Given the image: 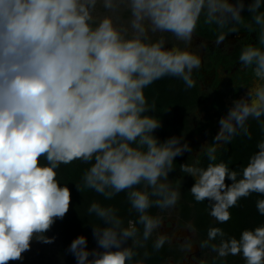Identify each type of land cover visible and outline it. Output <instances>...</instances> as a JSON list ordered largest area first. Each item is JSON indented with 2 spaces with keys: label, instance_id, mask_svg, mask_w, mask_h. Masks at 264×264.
I'll return each instance as SVG.
<instances>
[{
  "label": "clouds",
  "instance_id": "clouds-1",
  "mask_svg": "<svg viewBox=\"0 0 264 264\" xmlns=\"http://www.w3.org/2000/svg\"><path fill=\"white\" fill-rule=\"evenodd\" d=\"M201 26L214 31L217 46L247 34L237 57L246 91L219 118L212 142L170 179L175 158L193 150L184 136L154 135L161 121L149 115L157 106L145 89L165 77L196 86ZM250 121L264 133V0H0V264L22 261L32 241L53 242L45 233L71 202L59 170L74 161L87 165L78 191L104 201L124 193L135 214L126 219L92 200L85 212L98 221L90 223L96 247L75 237L67 251L76 264H147L172 242L150 210L175 208L185 176L215 225L254 193L264 216V136L238 168L217 155L236 136L252 138ZM215 225L195 246L211 254L201 264H227L229 256L264 264V222L238 237ZM181 250L192 253L191 238Z\"/></svg>",
  "mask_w": 264,
  "mask_h": 264
},
{
  "label": "trees",
  "instance_id": "trees-1",
  "mask_svg": "<svg viewBox=\"0 0 264 264\" xmlns=\"http://www.w3.org/2000/svg\"><path fill=\"white\" fill-rule=\"evenodd\" d=\"M197 33L200 35H206L207 33L215 34L212 29L206 26L198 28ZM145 95L149 99V102L153 100L156 102L157 112L149 113V115H155L161 121V127L154 131V135L161 141L173 135L184 136L185 140L186 138L201 133L203 129L212 131L213 116L221 117L223 115V102L218 99L205 109H215V114L207 119L208 121L211 119L209 124L203 125V122L198 120L196 122L197 128H194V124L192 123L196 118V110L201 105L207 106L205 100L201 99L200 88L197 83L195 87L187 89L183 81L165 77L145 89ZM249 123L252 133L251 139L243 136H236L230 143H223L217 153L218 159L229 162V166L232 168H238L246 164L248 157L256 150V142L264 136V133H262L259 125L255 121H250ZM189 155L193 154L186 152L182 156L175 158V167L177 169L169 174L170 179L180 177L179 164L186 160L190 161L192 157ZM86 167L87 165L81 164L79 161H74L69 165H61L59 170V178L62 179V182L68 183L71 192V202L69 210L64 218L57 219L45 235H49L58 240L59 246L57 247L56 255L58 258L57 261L60 264H76L74 256L69 253L67 249L71 241L78 235H84L87 238V247L89 249L96 247L90 223L95 224L98 223V221H96L95 217L87 216L85 212L92 200H99L102 203H111L120 209L121 214L124 215L126 219L135 218L134 213L131 216L128 215L129 205L125 200L124 193L119 194L112 201H104L103 197L91 190L78 191L76 189L75 185L80 183V177ZM192 183L193 180L191 177L185 176L183 178L181 187L182 195L177 204V221L180 227H195L198 244L199 240L205 237L206 229L209 225H215V221L206 211V202L197 203L192 198L188 191ZM226 183L230 182L226 180ZM258 198L260 197L254 193L248 198L241 199L238 202V206L230 209L232 218L225 224L215 226L222 227L227 233L236 235L237 237L242 229L258 226L260 223L264 222V216L258 213L255 206V201ZM150 211L162 217L163 211L161 212L155 208ZM153 238H155V236ZM148 250L151 252V241L149 242ZM201 252L203 255L207 256V258H210L211 254H209L207 250H201ZM180 254L181 250L177 248V246L166 244L158 253L152 254L147 264H164L169 258L174 256H177L178 259ZM22 256V261H9L8 264H48L45 263V261L40 262L38 259H35V257L29 258L25 253H22ZM227 264H244V261L241 256H229L227 257Z\"/></svg>",
  "mask_w": 264,
  "mask_h": 264
},
{
  "label": "flooded vegetation",
  "instance_id": "flooded-vegetation-1",
  "mask_svg": "<svg viewBox=\"0 0 264 264\" xmlns=\"http://www.w3.org/2000/svg\"><path fill=\"white\" fill-rule=\"evenodd\" d=\"M243 14H248L246 9ZM254 35L255 34H253V38ZM246 36L247 34L244 31L238 34H229L226 41L219 46L215 44V34L207 33L206 35H200L197 33L194 36L193 47L199 46L198 50L201 56V67L199 70L194 71L193 78L200 88L201 99L205 100L207 103V106L201 105L196 110V113L200 115V122H203V125L209 124L211 119L209 121L207 119L215 114V109L205 110L208 106H211L213 102L218 99L221 100L223 102L222 113L225 114L231 101L235 99V97L238 98L243 95L246 91V89L239 87L240 84L247 83V77L237 62L240 43ZM219 118L220 117L213 116L212 131L203 129L201 133L195 135L196 137L206 136L205 141L200 142V146L212 142L213 137L219 129ZM193 126L197 128V124ZM199 149H197V153L194 154V156L198 154ZM163 221L165 222L166 220ZM169 229L172 234H177L178 237L176 241L171 239L172 242L170 244L177 246V248L181 250L182 242L186 238H191L193 242V251L192 253H185L181 250L178 259L177 256H174L169 258L164 264H201L202 259L204 257L205 259L207 258V256L202 254L200 249L195 247L197 244V236L190 231L188 226L180 227L176 218V220L169 224Z\"/></svg>",
  "mask_w": 264,
  "mask_h": 264
},
{
  "label": "rangeland",
  "instance_id": "rangeland-1",
  "mask_svg": "<svg viewBox=\"0 0 264 264\" xmlns=\"http://www.w3.org/2000/svg\"><path fill=\"white\" fill-rule=\"evenodd\" d=\"M200 120V115L196 113V118L193 120L192 124H196V122ZM205 137L206 136H200V137H196V136H192L190 138H186L185 140H187V142H189L191 148H192V153L191 154H196L197 153V149L200 148V142H204L205 141ZM177 213H178V208L177 206L173 209L170 210H165L162 213V219L166 220L163 225H162V233L169 236L171 239H173V241H176L178 239L177 234H172L170 232L169 229V224L176 220L177 218ZM48 237L52 238L51 236L47 235ZM59 246V242L58 240H56L55 238L53 239L52 243H43L40 241H32L31 242V247L29 251L24 252L25 255H27L29 258L32 257L35 259H38L40 262L45 261V263L48 264H60L57 261V255H56V250L57 247ZM209 258V257H208ZM205 257L202 259L204 260Z\"/></svg>",
  "mask_w": 264,
  "mask_h": 264
}]
</instances>
